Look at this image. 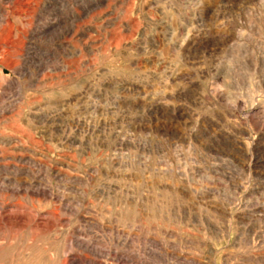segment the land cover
<instances>
[{
  "label": "rangeland",
  "instance_id": "rangeland-1",
  "mask_svg": "<svg viewBox=\"0 0 264 264\" xmlns=\"http://www.w3.org/2000/svg\"><path fill=\"white\" fill-rule=\"evenodd\" d=\"M49 1L0 55V264H264V0Z\"/></svg>",
  "mask_w": 264,
  "mask_h": 264
},
{
  "label": "bare ground",
  "instance_id": "bare-ground-1",
  "mask_svg": "<svg viewBox=\"0 0 264 264\" xmlns=\"http://www.w3.org/2000/svg\"><path fill=\"white\" fill-rule=\"evenodd\" d=\"M5 1L9 2L13 5H15V4L16 5L12 8V10H4L3 12L0 11L1 12L0 13V29L1 28L4 29V33L0 36V55H3L4 53H9L10 51L14 52L16 50L15 39L19 38L20 35L18 34L17 28L13 24V21H18L21 24L20 25L21 27H22V25H24V24L26 25L29 22V20H27V18H26L28 15H25L28 12V9L25 8L26 5L25 6L22 5V2L25 0H5ZM63 2H64V0H53V5L57 6L58 4L63 3ZM44 5L49 7V5H51V2L49 0H44ZM67 18H68L67 21L69 23L68 33L72 36V38H75L77 36V33H78L77 29H76V22L78 19L76 7L70 8V11L67 15ZM60 21H61V17L58 16L50 24L36 26L32 30H30V29L29 30L31 31L33 36L41 35V34H44V32L48 28L57 27L60 24ZM23 27H25V26H23ZM27 49H30V47H28ZM19 57H21V54L19 55ZM5 67L11 68L13 71H16V72L19 69H21L20 65L16 61H12V60H9V62L2 64V68H5ZM0 79H3L2 69H0ZM153 105H155V104H154V102L151 101L150 107H152ZM36 118L38 120L41 119L40 116H38ZM0 139H2V141H4L5 144L10 146V148H12V149H15L18 146L17 145L18 142L10 140V136H2V134H0ZM19 147L21 150H25V151L28 150L29 151V147L25 146L24 144L22 145L21 143H19ZM9 158L16 160L18 162H28V158L22 157V156H20L18 158H15L12 156ZM3 161H5V158L0 157V165H1V162H3ZM2 212L4 213L5 211L3 210ZM4 217H5V215H4Z\"/></svg>",
  "mask_w": 264,
  "mask_h": 264
}]
</instances>
